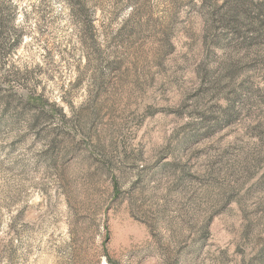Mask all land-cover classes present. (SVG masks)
<instances>
[{
    "label": "rangeland",
    "instance_id": "obj_1",
    "mask_svg": "<svg viewBox=\"0 0 264 264\" xmlns=\"http://www.w3.org/2000/svg\"><path fill=\"white\" fill-rule=\"evenodd\" d=\"M0 264H264V0H0Z\"/></svg>",
    "mask_w": 264,
    "mask_h": 264
},
{
    "label": "trees",
    "instance_id": "obj_2",
    "mask_svg": "<svg viewBox=\"0 0 264 264\" xmlns=\"http://www.w3.org/2000/svg\"><path fill=\"white\" fill-rule=\"evenodd\" d=\"M36 101H37V99H36Z\"/></svg>",
    "mask_w": 264,
    "mask_h": 264
}]
</instances>
